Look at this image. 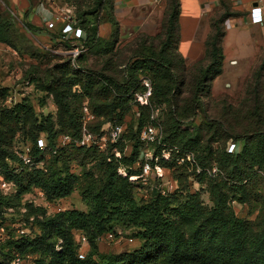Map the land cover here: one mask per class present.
<instances>
[{
  "label": "trees",
  "instance_id": "trees-1",
  "mask_svg": "<svg viewBox=\"0 0 264 264\" xmlns=\"http://www.w3.org/2000/svg\"><path fill=\"white\" fill-rule=\"evenodd\" d=\"M65 1L72 2L78 20L76 26L85 31V37L78 40L93 52L111 53L121 31L115 15V0ZM27 2L31 10L33 3ZM221 5L220 14L210 21L204 60L188 69L190 78L183 73L187 67L182 66L184 60L178 47L181 0H166L161 30L155 35H140V43L122 78L108 68L97 70L85 65L83 72L74 69L80 78L66 79L61 73L43 85L54 94L56 103L65 113L60 130L56 129L50 115L31 123L34 124L30 135L32 149L28 153L31 163H25L23 157L14 153L6 140L10 134L8 129L0 127V153L17 164L10 168L9 163H0L5 179L17 186L14 194L0 191V216L2 206H23L26 224L31 222L37 227L33 235L24 232L18 237L14 234L8 237L0 264H9L18 255L24 258L32 255L28 264H264V54L259 57L248 85V95L240 106L223 101L225 111L220 117L205 118L207 134H211L209 141L203 140L201 130L189 131L184 127L203 108L210 78L224 69V23L236 13L226 2ZM103 22L112 27L109 37L100 33ZM25 26L29 30L39 29L30 22ZM15 35L13 21L0 17V42L18 49ZM157 38L159 44H155ZM80 62L78 56L77 64ZM69 65L72 64L66 67ZM139 72L147 74L152 83L151 94L144 102L134 99V91H146V86L138 81ZM78 83L82 85V92H73V86ZM3 95L6 94L3 92ZM83 97L88 98L90 108L99 118L89 125L96 135L102 134L105 123L115 126L124 123L134 106L138 116L106 149L81 145L82 115L75 112L74 104ZM249 99L252 103L247 108ZM163 105L167 106L164 111L166 131L153 141L158 145L155 154L165 170H172L179 186L171 192L154 190L145 197L138 193V185L130 176L141 172L134 167L141 161V131L154 122L153 113ZM33 112L31 102L25 99L12 108L3 109L0 124L26 123L29 117L26 116ZM42 132L47 135L44 147L38 143ZM65 134L70 140L61 144L58 137ZM220 138L222 148L215 149L212 142L221 141ZM230 138L235 146L243 141L239 151L228 150L226 144ZM129 141L133 142V148L127 155ZM163 149L171 152L169 159L162 157ZM187 154L194 159L191 164L196 180H210L212 206L202 201L200 190L193 192L190 188L191 174L178 163V157ZM213 164L220 166L224 175L210 179L207 171ZM73 165L79 166L81 172L73 171ZM120 167H125L126 175L119 172ZM33 188L43 190L49 201L67 197L78 188L89 208L48 213L43 205L32 201L22 203L23 195ZM234 200L247 203L251 212L256 211L255 218L237 216L232 205ZM117 227L134 229L133 236L141 240L140 246L121 252L101 251L99 238L116 232ZM76 231L84 235L89 245L84 256L80 254Z\"/></svg>",
  "mask_w": 264,
  "mask_h": 264
},
{
  "label": "rangeland",
  "instance_id": "rangeland-1",
  "mask_svg": "<svg viewBox=\"0 0 264 264\" xmlns=\"http://www.w3.org/2000/svg\"><path fill=\"white\" fill-rule=\"evenodd\" d=\"M33 8L28 9L27 0H0V17L9 18L13 21L16 28L15 43L18 49L11 45L0 42V113L5 111L6 108H12L17 103L23 102L28 99L33 106V113H29L26 123L8 126H1L8 129L9 136L6 138L7 142L10 143L9 147L13 149L14 153L19 157L27 155L32 149V143L30 142V135L33 131L34 124H31L34 119L40 122L46 115H50L55 121L56 129H61V118L64 119V109H61L56 103L54 94L45 90L43 85H47L49 81L56 75L61 73L64 74V78H80V74L76 73L74 69L83 72L85 65L91 69L102 70L108 68L112 73L122 78L130 65L131 56L139 45L140 35L143 32L136 31L135 26L125 28L120 31L119 38L115 44V48L111 53L104 52H93L83 42L81 43L78 39H65L60 33L52 31L47 26V21L53 17L59 16H71L74 19V23H77L75 7L71 4V1L65 0H31ZM25 2L27 3L25 6ZM24 3V4H23ZM220 14V10L215 13V16ZM30 22L39 29L29 30L26 28L25 23ZM210 23H203L206 31ZM76 25V24H75ZM210 26V25H209ZM209 33L211 27H209ZM203 29V28H202ZM157 30V27H156ZM112 32V27L108 22H103L100 26V33L104 37H109ZM133 32V33H129ZM189 33L188 31H185ZM160 39L155 40V44H159ZM188 37L181 36L179 38V51L183 57L184 64L182 66L187 67L185 75L190 78L189 70L199 61L204 60L205 50L201 56H187L185 50L189 49ZM84 44V50L78 55L81 57L80 65L77 64L78 56L74 57L71 51L76 46L81 47ZM235 58L231 62H227L223 72L219 75H215L210 78V86L204 94V104L200 112L196 116L191 118L184 124V127H188V130H201L203 140L209 141L210 133L207 134L208 128L205 125V118L220 117L224 113L225 109L223 101L231 103L234 106H240V103L248 95V85L252 79L254 68L259 63V59H256L252 63H235ZM68 67L66 65L68 64ZM177 67L176 69H178ZM85 69V68H84ZM110 73V72H109ZM141 73V72H139ZM182 74V73H181ZM35 79V81L32 80ZM148 81L152 85L147 74H139L138 81L144 84ZM6 91H5V90ZM3 92L6 95H3ZM73 92H82V85L80 83L73 86ZM186 95V94H183ZM134 99L144 102L145 98L143 91H134ZM252 100L246 101V107L248 108ZM76 113L82 115L83 122V134L81 137L84 138V133H91L92 139L87 141L86 146L96 145L100 150L107 148L108 143L116 141L124 132H126L129 123L133 122L138 116L137 107L134 106L131 113L125 116L124 123L120 124L121 132L118 137L114 140L109 138V133L114 124L108 122L102 127V134L96 135L90 130L89 125L95 124L99 118L96 117L93 110L88 104V98L83 97L81 101L75 102ZM167 106L163 105L159 111L153 113L154 122L151 123L155 127L156 137H161L165 134V120L166 113L164 111ZM245 113V111H244ZM32 115V116H30ZM1 121V116H0ZM237 124V122H236ZM144 128L141 131L140 139V163L135 164V168L140 172L139 175L130 176V180L136 183L137 191L140 195L149 197L154 190H161L162 192H171L179 186L177 181L174 179L172 170H164L163 175L159 176L157 173V166L163 168L159 162V156H156L155 152L157 146L152 140L143 137ZM12 134V136H11ZM108 135V136H106ZM65 136L59 135L58 141L62 144L65 142ZM47 135L42 132L39 134L38 143L41 147L47 145ZM214 140L212 146L217 149L222 148V138ZM80 140V141H81ZM159 142V140H157ZM233 139L227 141V148L234 143ZM80 143V142H79ZM81 144V143H80ZM83 145V144H81ZM243 141L236 143L234 152L239 151L242 148ZM133 148V142L129 141L125 153L129 155ZM163 153V150H161ZM161 153V155H162ZM3 155V156H2ZM184 160L181 158V162L178 161L179 165L185 167L186 172L190 173L189 184L191 190L201 191L202 201L212 206L211 195L209 192V179H205L204 182L196 180L194 171V165L186 163L188 160L185 155ZM150 162L151 168L148 172L144 171V165L146 162ZM7 162L10 168L17 166L8 156L0 153V163ZM41 165V164H40ZM93 167L92 164H89ZM72 170L76 173L81 172V168L77 165L72 166ZM98 171V169L96 170ZM126 172V169H125ZM198 172V170H197ZM225 171L220 168L217 164H213L208 168L207 175L211 179L213 177H221ZM6 183V185H5ZM17 190V186L12 181L5 179V174L2 172V166L0 164V191L3 194H14ZM32 201L36 205H43L46 207L48 213H55L59 210L76 208L79 210L87 211L89 206L83 199L78 188H76L69 196L58 198L53 201H49L43 190L40 188H33L31 192L23 195L22 203ZM233 208L236 215L249 220H253L256 216V211L251 212V207L247 203H241L237 200L232 201ZM2 217L0 216V256L1 251L4 249V244L11 234L20 236L24 230L25 233L33 235L37 231V227L33 226L31 222L26 224V219L23 215L25 208L19 207H1ZM134 229H124L123 227H117L116 232H108L103 234L99 238V247L103 252H121L126 250H132L137 248L141 244V240L133 236ZM75 238L79 244V250L81 256H84L89 250L87 239L80 231L75 232ZM32 255L22 257L25 263H31Z\"/></svg>",
  "mask_w": 264,
  "mask_h": 264
},
{
  "label": "crops",
  "instance_id": "crops-1",
  "mask_svg": "<svg viewBox=\"0 0 264 264\" xmlns=\"http://www.w3.org/2000/svg\"><path fill=\"white\" fill-rule=\"evenodd\" d=\"M223 1L236 13L224 23V68L234 58L235 63H252L264 54V0H181V36L190 40L185 52L190 57L203 55L211 27L209 24L205 31L203 23H210L215 13L222 9ZM258 4L262 12L251 13L252 7ZM165 6L166 0H115L120 30L135 26L136 31L157 34L161 30Z\"/></svg>",
  "mask_w": 264,
  "mask_h": 264
},
{
  "label": "built area",
  "instance_id": "built-area-1",
  "mask_svg": "<svg viewBox=\"0 0 264 264\" xmlns=\"http://www.w3.org/2000/svg\"><path fill=\"white\" fill-rule=\"evenodd\" d=\"M262 12V7L258 4L252 7L251 9V13H261ZM76 23H74L73 19L71 16H64V17H53L52 19H50L49 21H47V26L49 29H54L57 30L61 33L62 37L65 39H82L85 37V31L79 27L75 25ZM84 44H81V47L76 46L74 50L71 51V54L76 57L78 56L83 50H84ZM144 85L146 86V91L143 93L145 100H148V97L151 94V85L150 83L146 80ZM157 130H155V127H153L152 125H148L147 127L144 128L143 131V137L146 139L148 138V140H155L156 139V135L155 132ZM121 132V127L120 125H116L114 128H112V130L109 133V138H111L112 140L116 139L119 135V133ZM108 136V135H106ZM92 139V135L91 133H84V138H82V140L80 141L81 144L83 145H87V141ZM70 138L68 136H65V142L69 141ZM235 148V144L232 143L229 146V151H232ZM177 150V148H176ZM171 156V152L169 150H165L163 149V153H162V157L169 159ZM181 158L182 160L185 159V157H178V161L181 162ZM186 158L189 161H193L194 159L192 157L191 154H187ZM23 159L25 161V163H31V157L27 154L25 156H23ZM151 168L150 166V162H146L144 165V171L148 172L149 169ZM165 170V168H161L159 166H157V173L159 176L163 175V171ZM200 169L198 168V171ZM119 172L122 173L123 175H126L125 172V167H120L119 168ZM6 185V183H5ZM24 233V230L22 231ZM9 264H26L25 260L21 257V256H16L14 257L12 260H10Z\"/></svg>",
  "mask_w": 264,
  "mask_h": 264
}]
</instances>
